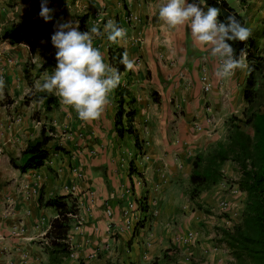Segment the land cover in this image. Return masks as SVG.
<instances>
[{
	"label": "crops",
	"instance_id": "1",
	"mask_svg": "<svg viewBox=\"0 0 264 264\" xmlns=\"http://www.w3.org/2000/svg\"><path fill=\"white\" fill-rule=\"evenodd\" d=\"M226 1L246 27L261 26L264 0ZM59 2L67 3L64 15H57ZM163 3L49 0L54 13L46 22L31 2L0 0V49L9 48L0 52V76L6 82L0 98V264H48L45 235L58 212L41 206L42 192L47 199L72 194L79 201L69 232L72 255L64 264H227L232 259L223 230L242 220L246 192L224 179L194 200L190 178L195 156L224 140L231 116L241 115L247 69L218 79L219 61L207 47L194 45L190 28L169 29L158 19ZM84 14L81 32L93 25L103 30L109 19L127 30L125 47L106 36L94 38V46L110 65L116 48L136 61L135 72L120 73L137 109L134 133L120 136L115 129V90L102 117L90 124L60 103L52 111L41 101L24 103L31 91L25 76L31 51L25 43L2 39L4 31L13 25L35 30L34 61L47 50L57 63L51 41L57 24L79 21ZM204 74L209 91L203 88ZM43 125L56 129L45 164L23 173L11 160L21 158ZM223 171L228 178L238 176L231 161ZM223 201L229 203L226 210L220 207Z\"/></svg>",
	"mask_w": 264,
	"mask_h": 264
},
{
	"label": "trees",
	"instance_id": "2",
	"mask_svg": "<svg viewBox=\"0 0 264 264\" xmlns=\"http://www.w3.org/2000/svg\"><path fill=\"white\" fill-rule=\"evenodd\" d=\"M22 1L31 2L41 10L42 0ZM205 2L220 9L222 21L234 15L245 26L243 17L226 0H205ZM59 5L63 12L62 2ZM87 18V14L80 16L79 29H85ZM251 33L245 43L230 42L233 43L237 57L241 55L245 57L249 66L244 85L242 114L231 116L228 135L224 140L210 145L205 152L195 156L190 178L189 194L194 200L202 192L224 179L237 184L238 189L247 194L242 220L232 229L223 230L222 239L232 256L227 264H264V48L261 46V40L264 39V19L261 26L255 32L251 30ZM2 39H10L15 43H25L29 46L31 55L25 65V76L31 91L24 103L27 104L31 100L41 101L40 95L46 94L35 93L34 82L42 75L51 74L57 63L52 56H47L44 61H34L39 44V35L35 30L13 25L4 31ZM116 51L115 54H110V63L121 73L125 70L124 65L119 62L123 49L116 48ZM131 82L132 80L129 79L128 85ZM115 91L118 103L115 129L120 136L126 132L134 133L132 121L137 109L133 105L134 98L131 97V91L128 86L123 85ZM41 102L44 103L46 111H52L59 106L58 98L54 95ZM125 104L129 105L127 109L124 107ZM34 115L36 118L39 117L37 112ZM55 131L54 126L43 125L40 135L29 140L21 158L11 160L13 166L23 173L43 166L48 156V143L53 139ZM136 138L138 144V135ZM228 161H231L237 169V178H228L225 175L223 166ZM40 203L41 206L54 207L58 212L45 235L48 264H64L65 259L72 255L69 232L80 211L79 201L72 194L57 195L47 199L42 192ZM152 264H158V260Z\"/></svg>",
	"mask_w": 264,
	"mask_h": 264
},
{
	"label": "clouds",
	"instance_id": "3",
	"mask_svg": "<svg viewBox=\"0 0 264 264\" xmlns=\"http://www.w3.org/2000/svg\"><path fill=\"white\" fill-rule=\"evenodd\" d=\"M53 12L54 9L47 6V0H42L39 15L47 22L53 19ZM158 19L169 29L189 27L194 45L207 47L211 56L219 61L215 71L218 79L231 78L237 70L248 69L245 59L242 55L237 57L230 42L245 43L252 33L236 16L230 15L222 21L220 9L207 6L205 0H199V3L165 0L159 7ZM105 36L113 45L125 47L127 44V30L112 19L103 25V30L93 25L85 32L79 30V21L57 24V30L51 36L57 49V65L43 81L34 82L35 93L46 94L40 95L41 101L54 95L60 105L74 109L84 123L90 124L102 117L111 94L121 85L119 69L106 63L100 49L94 46V38ZM8 50L5 47L0 52ZM119 62L126 71H136V61L129 58L127 50ZM5 88L6 82L0 76V98L4 97Z\"/></svg>",
	"mask_w": 264,
	"mask_h": 264
},
{
	"label": "rangeland",
	"instance_id": "4",
	"mask_svg": "<svg viewBox=\"0 0 264 264\" xmlns=\"http://www.w3.org/2000/svg\"><path fill=\"white\" fill-rule=\"evenodd\" d=\"M60 3V2H59ZM67 4V3H66ZM65 4V5H66ZM48 5H49V1H48ZM65 5L62 3V6H64L63 8V12H62V7H60V5L58 4L56 6V12H57V15H64L65 13ZM54 13V12H53ZM82 16V15H81ZM258 27L254 28L253 29V32H255L257 30ZM261 46L264 48V39L261 40ZM47 54H48V51L46 50L45 52L41 53V56H40V61H43L46 57H47ZM47 77V75H42L41 78L39 80H44L45 78ZM244 107V106H243ZM242 114V113H241Z\"/></svg>",
	"mask_w": 264,
	"mask_h": 264
},
{
	"label": "built area",
	"instance_id": "5",
	"mask_svg": "<svg viewBox=\"0 0 264 264\" xmlns=\"http://www.w3.org/2000/svg\"><path fill=\"white\" fill-rule=\"evenodd\" d=\"M132 19H135L134 17ZM131 19V20H132ZM202 81H203V88L205 91H209L211 89V84L208 82V79H207V76L206 74H204L202 76ZM229 206V203L227 201H223L221 202V205L220 207L223 209V210H226ZM77 217V216H75ZM193 237V232H190L189 235H188V239L192 238Z\"/></svg>",
	"mask_w": 264,
	"mask_h": 264
}]
</instances>
